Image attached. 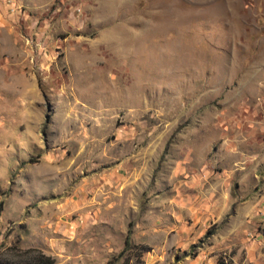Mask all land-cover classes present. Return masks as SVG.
<instances>
[{
	"label": "rangeland",
	"instance_id": "1",
	"mask_svg": "<svg viewBox=\"0 0 264 264\" xmlns=\"http://www.w3.org/2000/svg\"><path fill=\"white\" fill-rule=\"evenodd\" d=\"M263 194L264 0H0V264H233Z\"/></svg>",
	"mask_w": 264,
	"mask_h": 264
},
{
	"label": "crops",
	"instance_id": "2",
	"mask_svg": "<svg viewBox=\"0 0 264 264\" xmlns=\"http://www.w3.org/2000/svg\"><path fill=\"white\" fill-rule=\"evenodd\" d=\"M233 222L234 230H229L228 235H235L237 239L239 236L241 241L233 264H264V232L253 230L255 224L264 222V194L250 196L235 214ZM232 231L234 234H231ZM244 251L246 259L241 261Z\"/></svg>",
	"mask_w": 264,
	"mask_h": 264
},
{
	"label": "trees",
	"instance_id": "3",
	"mask_svg": "<svg viewBox=\"0 0 264 264\" xmlns=\"http://www.w3.org/2000/svg\"><path fill=\"white\" fill-rule=\"evenodd\" d=\"M2 210H3V203L0 204V212H2ZM211 234H214V233L211 232ZM130 239H131V232H129V235L127 237V245H129ZM28 253L29 254L38 253V255L33 258L34 260H32L34 264H55L56 263L54 258H51V256H47L42 251L32 249Z\"/></svg>",
	"mask_w": 264,
	"mask_h": 264
}]
</instances>
